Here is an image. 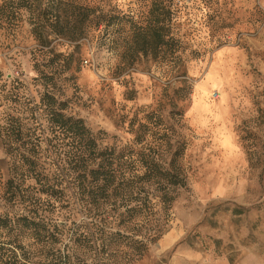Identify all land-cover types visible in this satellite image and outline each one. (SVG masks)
Listing matches in <instances>:
<instances>
[{"label": "rangeland", "instance_id": "obj_1", "mask_svg": "<svg viewBox=\"0 0 264 264\" xmlns=\"http://www.w3.org/2000/svg\"><path fill=\"white\" fill-rule=\"evenodd\" d=\"M69 1L98 8L77 42L46 22L48 5L63 16L64 3L0 0V214L64 230L57 248L72 264H264V0ZM154 1L170 6L177 64L123 53L131 20L146 22ZM46 93L114 151L120 191L108 202L82 196L53 145L40 166L63 192L44 194L28 175L9 199V123L58 142ZM173 160L186 185L168 188L164 208L149 172Z\"/></svg>", "mask_w": 264, "mask_h": 264}, {"label": "trees", "instance_id": "obj_2", "mask_svg": "<svg viewBox=\"0 0 264 264\" xmlns=\"http://www.w3.org/2000/svg\"><path fill=\"white\" fill-rule=\"evenodd\" d=\"M58 1L64 3L67 13L60 16L52 11L54 6L48 5L45 10L46 22L60 37L72 42L80 41L86 35L88 23L96 17L98 8L69 0ZM48 13H51L52 18ZM130 23L128 35L123 42V53L129 54L131 60L143 55L155 59L166 57L165 59L172 60L175 64L179 63L180 43L171 33L172 14L168 4L154 1L146 22L132 19ZM41 102L48 110L47 122L50 133L58 142L53 144L52 140L45 138L43 143L41 136L35 133L24 134L22 129L17 128L15 122L9 123L7 138L11 144L7 152L14 153L17 158L14 165L16 174L9 181L7 191L9 199L15 197L17 189L19 191L22 188L25 176L28 175L44 194L55 196L63 192L61 181H52L51 176L45 174L40 166L39 160L43 152L48 151L44 146L50 148L49 146L53 145L57 149L54 152L63 156L82 196L93 199V202L100 199L108 202L114 193L116 195L120 191L114 151L100 148L96 137L83 119L67 116L63 112L66 109L64 102H58L48 93L43 96ZM149 173L158 177L157 183L163 191L161 199L164 208L167 206L169 208L174 198L169 196L168 188L186 185L180 176L178 164L173 160L169 170L156 164ZM148 201L151 203L149 199ZM78 228L79 226L68 232L70 241L77 245L81 240ZM63 233L64 230L58 226H51L43 219L0 214V264H36L34 259L37 257H40V260L51 257V264H72V256L57 248V245L63 242L61 241ZM157 237L148 241L154 242ZM146 242L142 244L145 245ZM28 246H34L36 251L29 250Z\"/></svg>", "mask_w": 264, "mask_h": 264}]
</instances>
